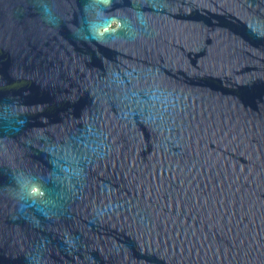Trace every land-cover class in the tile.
Segmentation results:
<instances>
[{
  "label": "water",
  "instance_id": "obj_1",
  "mask_svg": "<svg viewBox=\"0 0 264 264\" xmlns=\"http://www.w3.org/2000/svg\"><path fill=\"white\" fill-rule=\"evenodd\" d=\"M0 264H264V0H0Z\"/></svg>",
  "mask_w": 264,
  "mask_h": 264
}]
</instances>
